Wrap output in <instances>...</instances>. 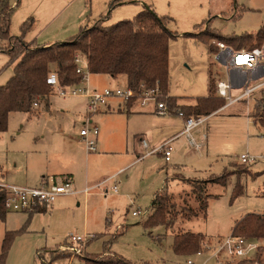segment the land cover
Instances as JSON below:
<instances>
[{"label":"rangeland","instance_id":"obj_1","mask_svg":"<svg viewBox=\"0 0 264 264\" xmlns=\"http://www.w3.org/2000/svg\"><path fill=\"white\" fill-rule=\"evenodd\" d=\"M140 1L11 0L14 11L10 36H22V26L26 22L31 25L24 36L28 44L35 42L42 45L53 39L54 43L65 42L77 35L81 28L91 26L97 21L104 20V24L109 26L133 19L139 13V8L143 10L147 5L140 4ZM213 2L215 8L212 12H204V9L199 11L195 23L208 25L210 22L211 30L226 37L256 34L264 26V0ZM176 7L173 12L176 17L170 18L167 23L168 28L179 35L170 42V95L183 104L192 105L196 104L198 98L209 95L211 73L217 83L220 79H227V71L225 67L216 64L214 52L210 50L218 41L208 38L205 39L206 44L193 37L184 36L186 33L199 34L208 31L207 25L200 26L196 31L181 14L183 8L180 5ZM177 12H180V15ZM7 45L6 41L0 40V87L13 76L17 63L12 61L7 52L10 45ZM89 79L92 88L98 90L127 87L125 76L113 79L107 75H94ZM240 93L241 91L237 90L232 92L234 97ZM260 96L261 93L258 92L249 102H240L217 113L216 116H211L206 123L193 131V135L200 138L201 143L207 144L204 137L209 138L210 156L207 148L201 150V157L191 154L194 151L189 147L184 148L185 152L178 149V145L185 138L173 145L172 165L176 157L181 156L180 162L185 164L186 168L181 167L180 173L185 177L178 173L172 176L171 171L175 165L165 166L163 171L155 173L154 167L156 163L161 162L159 158L162 157L155 155L104 185H101V182L138 159V155L133 151L134 146L136 149L138 147L136 137L128 132L127 124L116 117L107 119L111 124V132L100 136L98 152L92 153L87 161L86 145L83 141V144L78 143L86 122V100L80 97L64 98L54 90L50 97V109H46L42 101L40 107H33L31 113H11L7 131L0 133L2 180L11 185L35 187L30 180L31 173L36 174L37 166L46 158V148L49 144L51 146L54 144V138L63 136L62 138L73 140L72 151L77 154L74 165L78 176L77 183L86 182L88 175V184L94 189L87 198L84 195L72 197L80 206L76 203L70 212L76 223L66 231L67 238L64 239L65 235L54 232L53 242L51 238L47 239L48 234L41 229L32 232L31 222L25 226V232L15 238L6 264H49L56 258L54 264L97 263L99 255L114 259L120 256L133 264H188L189 260L196 264H203L205 260L208 264H216V259H212L213 252L203 251L204 247L201 249L204 252L203 256H198L197 253L187 256L176 255L172 248L174 233L177 230L202 233L207 236L204 246L210 243L215 247L219 240L232 235L236 223L246 215L251 213L264 215V128L253 118L254 108ZM154 115L156 118L153 119L154 127L158 134L163 128V123L172 129L180 126L176 119L180 120L181 117L177 115ZM243 154L260 160L256 164L243 166L240 161ZM40 168L41 166L38 167ZM225 170L233 174L227 185H210L207 189V194L211 195L207 218L200 215L187 221L179 216L171 230L163 226L148 230L144 226L148 218L133 216V212L148 211L149 214L152 212L153 195L158 189H164L165 185L160 184L159 178L167 179L166 171H169L170 179L166 192L174 196L176 210L181 212L188 208L199 209V203L191 193L193 188L191 183H185L183 178L205 180L212 176H221ZM26 178L29 180L26 181ZM238 184L244 188V192L232 202L231 198ZM115 186L119 189L118 193L113 190ZM86 207L89 210V224L88 229L84 231ZM26 217L27 215L22 213H9L5 223L0 221V252L5 233L24 227ZM35 226L40 227L34 224L33 227ZM123 230L125 233L111 244L110 252L104 254L106 243ZM72 233L79 236L93 234L99 237L98 239L95 237L96 240H92L86 246H81L79 254L62 251L60 247L42 250L50 246L54 248L58 243L67 244ZM255 241L261 246L258 252H252L249 258H227L222 254V263L264 264V241Z\"/></svg>","mask_w":264,"mask_h":264},{"label":"trees","instance_id":"obj_2","mask_svg":"<svg viewBox=\"0 0 264 264\" xmlns=\"http://www.w3.org/2000/svg\"><path fill=\"white\" fill-rule=\"evenodd\" d=\"M13 11L10 0H0V40L10 45L7 52L13 62L17 61L13 76L0 87V133L7 131L11 113H31L34 104L36 102L41 104L42 101L46 109H50V97L54 91V88L48 84L51 72L57 73L61 87H72L82 82L83 75L77 73L74 62L78 53L87 59L89 72L92 75H108L112 78L125 76L128 87L137 91L142 85L148 89L159 86L164 95L163 99L167 97L164 101L169 105L171 115H177L180 110L186 117L210 116L222 109L226 103L224 99L216 95V82L212 78V73L209 95L198 98L195 105H179L177 98L169 96L170 42L179 35L168 28L167 23L170 18L160 16L150 6L145 5L133 19L123 20L113 25L106 26L104 20L97 21L91 26L81 28L77 35L65 42L51 46L25 42L24 36L31 26L26 22L22 26V36H10ZM209 24L210 22L208 25L203 23L195 27L197 31L200 26L207 25L208 31L199 34L186 33L184 36L193 37L206 44L205 39L210 38L224 42L235 50H252L264 43V26L256 34L226 37L211 30ZM210 50L214 52V55L219 52L217 45L212 46ZM253 114V118L257 120L256 123L264 128V91H261ZM232 175L225 170L221 176H212L205 180L183 178L185 183H191L193 187L191 193L195 195L199 209L188 208L181 212L176 210L174 196L166 192L169 182L166 180L164 190L158 192L153 199L152 212L145 222V228L150 230L163 226L171 230L175 227L179 216L187 221L200 215L207 218L211 198V195L207 194L208 187L210 185L226 186ZM243 192L244 188L238 184L234 189L232 202ZM4 199V194L0 193V221L5 223L9 213L5 209ZM30 220L21 229L6 232L1 245L0 264L7 263L15 238L25 232V226ZM124 233L125 230L106 243L104 254L110 252L111 244ZM232 235L264 241V215L255 213L246 215L236 223ZM95 237L98 239L99 236L95 235ZM206 240L207 236L202 233L177 230L174 233L172 248L178 256L192 255L204 247ZM109 257L99 255L97 263L86 264H133L120 256L115 259ZM56 261L57 258L52 259L49 264Z\"/></svg>","mask_w":264,"mask_h":264},{"label":"built area","instance_id":"obj_3","mask_svg":"<svg viewBox=\"0 0 264 264\" xmlns=\"http://www.w3.org/2000/svg\"><path fill=\"white\" fill-rule=\"evenodd\" d=\"M216 45L219 48V52L215 55L216 64L225 67L227 71V79H220L216 83V95L226 102L221 110L231 108L240 102H249L256 93L264 91V43L262 46L252 50H235L221 42H218ZM74 62L77 66V73L83 75V80L79 85L61 87L55 71L50 73L48 84L64 98L80 96L87 99L88 116L80 134L88 152L97 151L100 135V129L93 123L92 117L100 113L112 100H119L121 105L127 109L133 104H137L143 110L152 109L151 113L159 116L171 115L169 105L166 101H163L164 99L162 100L164 95L159 86L148 89L142 85L139 91L129 87H125L124 89L106 88L101 91L92 90L89 86L90 72L87 59L78 53L75 56ZM83 84L86 85L81 87L80 85ZM234 90L241 91V93L234 97L232 94ZM34 107L39 108L40 102H36ZM177 116L184 119L182 134L192 141L193 131L206 123L211 115L186 117L182 111L178 110ZM175 139L167 140L155 148H151L147 141L142 140V146L145 150L143 157L146 158L158 154L162 155L165 161L169 163L173 156L172 143ZM258 160L260 159L249 154H243L240 157L241 164L244 166L256 164ZM118 175L105 180L101 185L115 180ZM2 177L0 175V193L4 194L5 209L8 213L35 214L39 210L51 208L63 197L84 195L87 198L94 189L86 187L78 190L74 182L69 178L59 180L56 178H44L41 185L29 187L8 184L2 180ZM113 190L115 193L119 192L117 186ZM133 216L148 218L150 214L148 211L133 212ZM94 239L95 235L93 234L79 236L72 233L68 237L69 243L67 242L60 249L65 252L79 254L81 253V246H86ZM260 247L259 243L254 239L231 235L219 240L215 247L210 243L205 244L203 251L213 252L212 259H216V264H223L221 261L222 254H225L227 258H249L250 254L258 252ZM203 251L197 252V255L203 256ZM188 264L196 263L189 260ZM203 264H208V261L205 260Z\"/></svg>","mask_w":264,"mask_h":264},{"label":"crops","instance_id":"obj_4","mask_svg":"<svg viewBox=\"0 0 264 264\" xmlns=\"http://www.w3.org/2000/svg\"><path fill=\"white\" fill-rule=\"evenodd\" d=\"M213 1L214 0H141L140 4H143V5L147 4V6H150L160 16L168 17V18H172V17L175 18L176 17L175 15H173L174 7H176L177 5H180V7L183 8V10L181 11V14L184 15V17L187 19L189 24L190 25L192 24V26L195 28L198 24L195 23L197 21H194V20H196L195 19L196 16L199 15V11L204 9V12L206 11V12L211 13L212 10L215 8ZM11 5L14 8V4L11 3ZM141 11H142V9L139 8L138 12H141ZM177 14L180 15V12H177ZM54 42L55 41L53 39L52 41H50L48 43H43L40 46H51V45L56 44ZM31 43H33V42H31ZM57 43H59V42H57ZM93 76L94 75L90 74L89 77L91 78ZM98 76H102V75H98ZM113 79H116V78H113ZM89 81H90V79H89ZM83 85L85 86L86 84H83ZM83 85H80V86L82 87ZM126 85H127V77H126ZM89 86L91 87L92 90H98L96 88H92L90 83H89ZM127 87H128V85H127ZM99 91H101V90H99ZM80 98L87 101V99L84 97H80ZM178 104L182 105V106H184V105L185 106L195 105V104H192V105L183 104L180 102V100H178ZM50 105H51V103H50ZM85 110H86L85 119L87 120V116H88L87 102H86V109ZM151 111H152V109L143 110L137 104H133L131 107H129L127 109L121 105L119 100H112L100 113H98L92 117L93 123L96 124L100 129V135H99L98 141H99L101 135L102 136H103V134L107 135L111 132V124H109L107 122L108 121L107 119H112L113 117H114L113 119H115V117H116V118L120 119L119 121H122L124 124H127L128 132L136 137L135 141H137L138 147L136 149L134 146L133 151L135 152V154L138 155V159L133 161L129 165L121 168L118 172L114 173L112 176H115L117 174L122 175L126 171L130 170L131 168L141 165L142 163H144L145 160L152 158L155 155H158V154H155V155L144 158L143 155L145 154V150L142 146V140L147 141L151 148H155L167 140H171L173 138H176L175 141L172 143V146H173L175 143H178L181 139L185 138L178 145V149L180 148L182 151L185 152L184 148L189 147L191 151L192 150L194 151V152H191V154H194L195 156L199 155V157H201L200 156L201 150L203 148H207L208 155L210 154L211 150H210V146L208 144V140H209L208 137H206V136L204 137L205 140L207 141V144H206V142L204 144V142H202V143L200 142V140H199L200 138H196L194 135H192L193 140L191 141L187 136L182 134L183 130H184V119L182 120V118L180 120L176 119L180 123L179 128L172 129L171 126H167V124L163 123V128L158 134L157 131L155 130L156 128L154 127V120H153L156 118H155V115L153 113H151ZM223 111H225V110L220 109L219 111H217L216 113H214L211 116H216L217 113L219 114ZM113 121H116V120H113ZM57 137H59V138H57V139L54 138V144L52 146H51V144H49L48 148H46V150H47L46 151V158L43 160V162L41 164H39L37 166L36 174L31 173L32 178H30V180L33 182V184L35 186H39V185H41L42 180L44 178H56L58 180L69 178L74 182L75 187L78 190L83 189L85 186L90 187V185L88 184L89 183L88 175L86 178V182H84V183L82 182V184L81 183L79 184V182L77 183V177L78 176H77V171L74 168V165L77 161L76 160L77 154L73 153V151H72L71 142H73V140H71L69 138H62L63 136H57ZM78 143L83 144L82 138H80ZM101 143L102 142L100 141V144ZM173 150H174V147H173ZM190 150L188 151V153L190 152ZM96 152H98V149ZM96 152H88V150L86 148L87 161L89 160L88 158L90 157V155L92 153H96ZM109 152H112V151H109ZM99 155H101V154H99ZM173 156H172V159L169 163L166 161H164V162L162 161V160H165L163 156H162L163 158L162 157H161V159L159 158V160L161 162H159V164L156 163V166L154 167V168H156L155 173L163 171L165 166H168V165L174 166L175 165V167L171 171L172 176L175 173L182 175L180 173L182 171L181 167L186 168V165L182 164L180 162L181 158H182L181 156L176 157V161H175L174 165H172L173 160H174ZM39 166H41L40 169H38ZM166 176H167V179L161 178V180H160V178H159V182L161 185L162 184L165 185L166 180H168V181L170 180L168 177L169 171H166ZM182 176L185 177L184 175H182ZM33 177H35V178H33ZM111 177H109V178H111ZM109 178H107V179H109ZM25 180L28 181L29 178H26ZM93 186H95V185H93ZM168 186H167V189L169 188ZM158 188H161V187H158ZM163 190L164 189H158V191H156L154 193L153 198L155 197V195L158 192H161ZM81 196H83V195H81ZM77 197H80V196H77ZM85 202L87 203V200ZM76 203H77V206H80V204L78 202H75V200L72 199V197L60 198L49 209H42V210H39L37 213L31 214V215L26 214L27 219L25 221V224L29 219H31L29 222V223L32 222V226H31L32 229L30 228L31 231L33 232V231H36V229H41L42 232L46 233V235L48 234L46 236L47 239L51 238V240L54 242V232L57 234L65 235L66 231L69 228L75 226L76 220L73 216L70 215V212L72 211V209L74 208V205ZM6 221H7V219H6ZM88 221H89V210H87V207H86V210L84 213V224H83V230L84 231H86V229H88V224H89ZM34 224L39 225L40 227H36V226L33 227ZM54 229H57V231H54ZM150 230H152V229H150ZM67 236H68V234H67ZM67 236L64 237V239L67 238ZM4 237H5V235H4ZM64 245H66V244L58 243L56 245V247H54V248L52 246H50V248H45L42 250H54L55 248L61 247ZM40 252L41 251H39L38 254H40Z\"/></svg>","mask_w":264,"mask_h":264}]
</instances>
